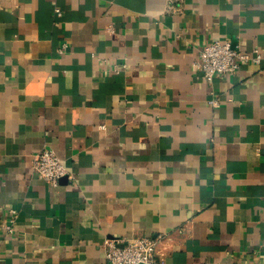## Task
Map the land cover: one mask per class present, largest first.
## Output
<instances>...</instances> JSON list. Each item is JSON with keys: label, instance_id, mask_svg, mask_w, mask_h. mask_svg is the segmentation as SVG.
Instances as JSON below:
<instances>
[{"label": "crops", "instance_id": "obj_1", "mask_svg": "<svg viewBox=\"0 0 264 264\" xmlns=\"http://www.w3.org/2000/svg\"><path fill=\"white\" fill-rule=\"evenodd\" d=\"M212 39L264 53V0H0V264H264V59L209 81Z\"/></svg>", "mask_w": 264, "mask_h": 264}, {"label": "built area", "instance_id": "obj_2", "mask_svg": "<svg viewBox=\"0 0 264 264\" xmlns=\"http://www.w3.org/2000/svg\"><path fill=\"white\" fill-rule=\"evenodd\" d=\"M57 10L60 12V9ZM263 59L264 53L257 47L243 50L233 45L230 40L212 39L199 49L195 64L211 81L216 75L236 73L244 63H260ZM211 102L219 104L216 97L211 99ZM33 167L36 173L55 185L59 184L65 175L73 177L62 157L48 145L34 153ZM6 213L7 221L1 227L6 233H13L16 230L17 209L9 207ZM104 251L110 264H159L163 260L158 240L151 235L107 237L104 241Z\"/></svg>", "mask_w": 264, "mask_h": 264}]
</instances>
